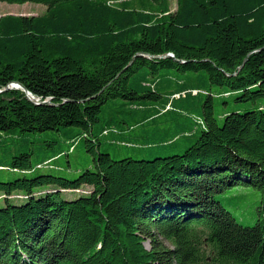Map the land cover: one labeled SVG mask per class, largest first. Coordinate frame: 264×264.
Instances as JSON below:
<instances>
[{"label": "trees", "instance_id": "16d2710c", "mask_svg": "<svg viewBox=\"0 0 264 264\" xmlns=\"http://www.w3.org/2000/svg\"><path fill=\"white\" fill-rule=\"evenodd\" d=\"M0 1L46 7L0 16V89L39 99L0 92V133L70 128L50 158L80 138L92 155L72 179L0 181V264H264V105L213 111L215 95L264 97V0ZM114 99L160 101L101 126ZM100 136L144 156L114 159ZM29 156L4 168L29 173ZM237 184L263 194L252 225L215 196Z\"/></svg>", "mask_w": 264, "mask_h": 264}, {"label": "rangeland", "instance_id": "374dc122", "mask_svg": "<svg viewBox=\"0 0 264 264\" xmlns=\"http://www.w3.org/2000/svg\"><path fill=\"white\" fill-rule=\"evenodd\" d=\"M127 0H114L116 4H120ZM171 10L176 8V0H168ZM46 7L42 4H35L26 2L23 4H10L7 2L0 1V16L4 14H14V15H40L45 11ZM172 70H162L161 79H164V73ZM138 72V71H137ZM134 73L135 77H131L130 82L135 83L137 81L138 74ZM204 75L205 72L201 71ZM187 75H193L192 72H186ZM132 75V76H133ZM193 77H189V82L195 81ZM216 85H211L210 90H215ZM160 99L150 100V99H137L134 101L114 99L108 101L102 106L100 113V123L101 126L107 125V118H115L117 121L121 119H128L130 122H137L139 119L138 114H132L129 112L130 109L125 107L122 103H145V104H155L159 102ZM227 101L228 104H225ZM259 104L264 105V97L258 98L255 102H237L234 100V95L226 98H220L215 95L213 100V111L214 116L219 124L222 123L223 119L218 115L226 111H234L236 108L240 109V112H244L249 109L257 108ZM131 108V107H130ZM132 109V108H131ZM159 119H157L158 121ZM97 124V123H96ZM70 128H60L58 131H43V132H20L17 129L6 133H0V181L12 180L15 177L26 175L27 177H32L39 174H53L59 175L67 178L76 177L81 170L89 167L92 164V155L87 151L86 142L84 139L80 138L75 144L74 148L68 152L66 155L64 152L54 158L52 155L69 148V144L63 135V130ZM78 129V128H71ZM99 140L104 144L100 147L101 151H109L114 159H120L127 156H132L135 159L143 158L145 153L142 148H125L121 143L117 142L112 146H108L105 136H100ZM179 140L178 143H181ZM20 152H30V162L34 167L33 171L29 173H21L17 171H12L10 169H5L4 165L10 164L13 155L19 154ZM52 167H41L36 168L37 163L45 162L50 160ZM92 167V166H90ZM52 188V187H51ZM23 192V191H20ZM65 195L69 194L71 197H75L77 194L74 192H64ZM74 193V194H73ZM215 196L221 200L224 206L235 216V218L244 225H252L256 218V206L259 204L263 194L258 189L252 186H245L241 184L234 185L221 192L215 193ZM23 200L15 199L14 203L21 202ZM3 199H0V205H3ZM168 244V243H167ZM148 247V242L145 243Z\"/></svg>", "mask_w": 264, "mask_h": 264}, {"label": "water", "instance_id": "95a60500", "mask_svg": "<svg viewBox=\"0 0 264 264\" xmlns=\"http://www.w3.org/2000/svg\"><path fill=\"white\" fill-rule=\"evenodd\" d=\"M166 56H169V57H172L173 55L172 54H167ZM149 57H153V56H150ZM8 88H19L21 90L24 91L26 97L29 99V100H32V101H35L36 103L39 102V99L38 98H35L24 86H22L20 83L18 82H13V83H10L8 86H6L4 89H0V92L8 89ZM48 101V99L42 101L41 103H46Z\"/></svg>", "mask_w": 264, "mask_h": 264}]
</instances>
